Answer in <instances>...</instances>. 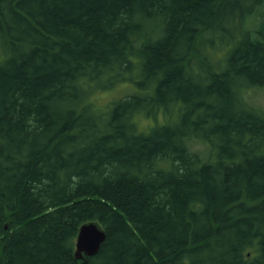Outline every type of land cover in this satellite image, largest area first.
I'll return each mask as SVG.
<instances>
[{"label":"trees","instance_id":"16d2710c","mask_svg":"<svg viewBox=\"0 0 264 264\" xmlns=\"http://www.w3.org/2000/svg\"><path fill=\"white\" fill-rule=\"evenodd\" d=\"M256 4L0 0V264H264Z\"/></svg>","mask_w":264,"mask_h":264},{"label":"water","instance_id":"95a60500","mask_svg":"<svg viewBox=\"0 0 264 264\" xmlns=\"http://www.w3.org/2000/svg\"><path fill=\"white\" fill-rule=\"evenodd\" d=\"M105 236V232L96 222L82 225L76 239V256L82 258L84 252L88 255L95 254L105 240Z\"/></svg>","mask_w":264,"mask_h":264},{"label":"rangeland","instance_id":"374dc122","mask_svg":"<svg viewBox=\"0 0 264 264\" xmlns=\"http://www.w3.org/2000/svg\"><path fill=\"white\" fill-rule=\"evenodd\" d=\"M252 13L248 16V19L245 21V23L250 24V19L253 17L254 12H256V14L260 15V12L257 10H261L264 8V6L262 4H256L254 6ZM260 23H258L256 28L260 27ZM224 49H226V47H224ZM0 61H3L2 58V50L0 48ZM124 93V91L122 89H120V87H116L114 89H111L109 91H104L98 94L97 96V100L98 103L101 106H104L105 104H107L109 101L114 102L116 99L120 98V96H122ZM253 98H252V103L263 109L264 110V89L262 90H256L253 94ZM141 124H142V120H141Z\"/></svg>","mask_w":264,"mask_h":264},{"label":"bare ground","instance_id":"6f19581e","mask_svg":"<svg viewBox=\"0 0 264 264\" xmlns=\"http://www.w3.org/2000/svg\"><path fill=\"white\" fill-rule=\"evenodd\" d=\"M104 231V230H103ZM105 232V231H104ZM105 235H106V232H105ZM105 239H106V236H105ZM105 241V240H104ZM103 241V242H104ZM103 242L101 243V246H102V244H103ZM101 246H100V248H101ZM100 248H99V250L95 253V254H93V255H88V254H86L85 252L82 254L83 255V257L82 258H78L77 256H76V252H75V256H76V258L78 259V260H85V258H86V256H90V257H92V256H95L99 251H100Z\"/></svg>","mask_w":264,"mask_h":264}]
</instances>
